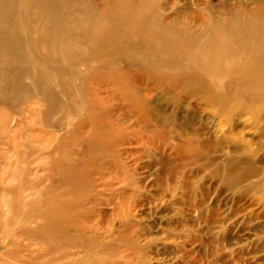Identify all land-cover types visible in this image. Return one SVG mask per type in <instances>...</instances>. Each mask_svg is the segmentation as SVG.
<instances>
[{
    "label": "rangeland",
    "instance_id": "1",
    "mask_svg": "<svg viewBox=\"0 0 264 264\" xmlns=\"http://www.w3.org/2000/svg\"><path fill=\"white\" fill-rule=\"evenodd\" d=\"M77 1L59 37L74 43L47 60L26 47L23 61L0 57V264H264V165L225 175L237 143L263 158L264 103L217 113L174 91L171 74L89 54L87 2L106 14L112 2ZM31 5L13 0L24 46Z\"/></svg>",
    "mask_w": 264,
    "mask_h": 264
},
{
    "label": "bare ground",
    "instance_id": "2",
    "mask_svg": "<svg viewBox=\"0 0 264 264\" xmlns=\"http://www.w3.org/2000/svg\"><path fill=\"white\" fill-rule=\"evenodd\" d=\"M109 1L112 4L107 14L100 13L94 2H87L91 8V14H88L91 15L88 16L91 27L88 28L86 42L93 49L88 50L89 54L125 58L134 66L171 74L173 90H181L185 100L205 102L217 113L227 112L237 102L241 105L252 103L256 107L264 103V0H237L235 3L220 0L214 5L193 0L196 10L184 4L176 11L172 0H166L165 4L162 0ZM28 2L32 8L27 11L26 19L32 23L33 35L26 34L29 42L24 46L25 39L15 30L13 22V0H0V57L10 63L24 60L25 47L37 60L53 45H65L74 39L70 34L60 42L59 37L66 28L74 30L71 15H77L82 7L77 0L65 1L63 6L59 5L63 0ZM64 5L67 13H72L70 16L62 14ZM128 37L130 41H127ZM180 57L187 58L189 64L180 65L176 60ZM43 59L47 60V56L44 55ZM6 74L5 90L13 91L17 86L16 74ZM40 82L37 80L38 84ZM163 86L162 91H169L170 87ZM258 114L260 119H264L263 110ZM249 146L234 145L227 162V178L254 176L264 165V156L256 160L255 155H250ZM260 184L264 189V179Z\"/></svg>",
    "mask_w": 264,
    "mask_h": 264
}]
</instances>
